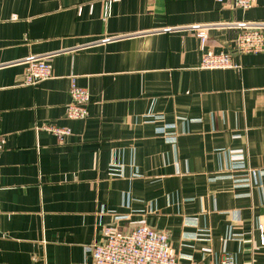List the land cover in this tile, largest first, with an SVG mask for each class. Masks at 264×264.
<instances>
[{"label": "crops", "instance_id": "obj_1", "mask_svg": "<svg viewBox=\"0 0 264 264\" xmlns=\"http://www.w3.org/2000/svg\"><path fill=\"white\" fill-rule=\"evenodd\" d=\"M112 9L0 0V264H94L105 227L141 225L169 234L179 264H264V174L246 171H264V51L235 52L237 33L264 25V0ZM196 25L239 66L200 69ZM32 58L52 77L25 84ZM72 78L91 95L84 119L67 116Z\"/></svg>", "mask_w": 264, "mask_h": 264}, {"label": "built area", "instance_id": "obj_2", "mask_svg": "<svg viewBox=\"0 0 264 264\" xmlns=\"http://www.w3.org/2000/svg\"><path fill=\"white\" fill-rule=\"evenodd\" d=\"M119 0H104L105 19L112 14L113 4ZM257 3V0H234L236 7L248 10ZM264 26V25H262ZM258 25L240 31L235 37V52L239 54L260 53L264 51V30ZM196 36L200 41L202 52L199 63L200 69H227L238 67L233 60V53L216 52L208 47V30L204 25L194 26ZM52 77V70L49 63L40 58L27 60L24 83L27 85L37 84ZM71 101L67 106V116L71 119H84L89 114L88 105L91 95L87 88L79 86L75 78H72L70 86ZM54 132L60 140L71 133L67 127H47ZM175 128V125H167L164 129ZM167 140L176 141L177 134H165ZM3 148V135L0 130V151ZM244 167H234L240 170ZM250 174L257 172L263 175V170L252 168L246 169ZM236 180L237 185L252 182L251 175ZM245 180V181H242ZM264 229V224L261 225ZM105 240L101 243H94L87 246L94 264H179L178 256L174 251L170 236L167 232L157 231L147 225H141L132 231L125 232L118 227L107 226L103 231ZM221 264H235V258L231 253H225ZM257 264V263H253Z\"/></svg>", "mask_w": 264, "mask_h": 264}]
</instances>
